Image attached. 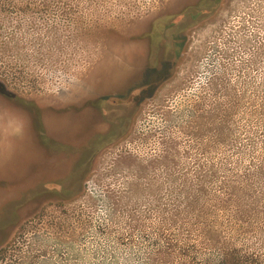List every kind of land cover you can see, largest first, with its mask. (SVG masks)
Instances as JSON below:
<instances>
[{
  "label": "rangeland",
  "instance_id": "1",
  "mask_svg": "<svg viewBox=\"0 0 264 264\" xmlns=\"http://www.w3.org/2000/svg\"><path fill=\"white\" fill-rule=\"evenodd\" d=\"M0 82V248L264 263V0H0Z\"/></svg>",
  "mask_w": 264,
  "mask_h": 264
},
{
  "label": "trees",
  "instance_id": "2",
  "mask_svg": "<svg viewBox=\"0 0 264 264\" xmlns=\"http://www.w3.org/2000/svg\"><path fill=\"white\" fill-rule=\"evenodd\" d=\"M0 92H6L5 87L2 82H0ZM26 255L22 252L20 254L12 253L4 248H0V264H31L26 260ZM37 256H33L32 258ZM35 260V259H33ZM32 260V261H33ZM227 264H264L257 258H247L241 254L237 248H232L225 255L224 259Z\"/></svg>",
  "mask_w": 264,
  "mask_h": 264
}]
</instances>
